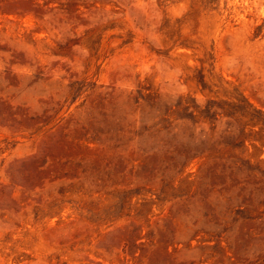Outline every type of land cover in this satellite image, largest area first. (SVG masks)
Masks as SVG:
<instances>
[{
  "label": "rangeland",
  "instance_id": "rangeland-1",
  "mask_svg": "<svg viewBox=\"0 0 264 264\" xmlns=\"http://www.w3.org/2000/svg\"><path fill=\"white\" fill-rule=\"evenodd\" d=\"M0 264H264V0H0Z\"/></svg>",
  "mask_w": 264,
  "mask_h": 264
}]
</instances>
